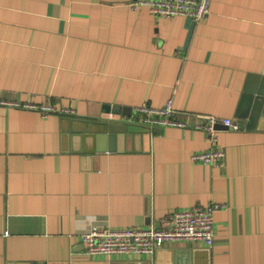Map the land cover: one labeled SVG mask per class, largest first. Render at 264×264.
<instances>
[{
	"label": "crops",
	"instance_id": "crops-1",
	"mask_svg": "<svg viewBox=\"0 0 264 264\" xmlns=\"http://www.w3.org/2000/svg\"><path fill=\"white\" fill-rule=\"evenodd\" d=\"M129 0H0V264H264V118L254 129L150 127L134 108L238 121L264 78V0H212L208 19H165ZM106 106L130 108L131 116ZM63 109L74 110L64 114ZM135 126L120 151H71V122ZM101 127L94 126L100 130ZM218 146L225 167L191 161ZM217 202L215 241L153 255L90 256V222L148 227Z\"/></svg>",
	"mask_w": 264,
	"mask_h": 264
},
{
	"label": "built area",
	"instance_id": "built-area-1",
	"mask_svg": "<svg viewBox=\"0 0 264 264\" xmlns=\"http://www.w3.org/2000/svg\"><path fill=\"white\" fill-rule=\"evenodd\" d=\"M212 0H129L126 6L131 10L147 8L156 17L174 19L185 17L194 24L206 21L210 15ZM0 106L38 109L46 117L55 111L51 106L19 104L0 99ZM73 115L71 109L61 110ZM141 116V122L150 127H190L202 132L207 142H217V126H226L229 130L239 131L242 126L238 121L220 119L215 116L196 115L180 116L174 109L173 101L168 100L162 108H153L144 103L134 108ZM191 161L205 165L225 167L226 152L218 146L210 150L199 151L191 156ZM226 208L225 204L210 202L191 209L174 212L156 220L148 227H113L90 222L82 235L85 253L90 256L117 254L153 255L160 248L174 243L202 242L212 247L215 241V214ZM44 264V263H39ZM47 264V263H45Z\"/></svg>",
	"mask_w": 264,
	"mask_h": 264
},
{
	"label": "water",
	"instance_id": "water-1",
	"mask_svg": "<svg viewBox=\"0 0 264 264\" xmlns=\"http://www.w3.org/2000/svg\"><path fill=\"white\" fill-rule=\"evenodd\" d=\"M106 111L115 116L132 115L130 108L119 106H106ZM260 118H264V78L256 80L254 85L245 89L236 116L241 126L246 129H254ZM98 125L101 128L96 131L94 126ZM220 126L223 125H218L217 129ZM136 129L138 128L125 123L76 120L71 122L66 135L72 152L90 156L95 153L120 151V141L134 139Z\"/></svg>",
	"mask_w": 264,
	"mask_h": 264
}]
</instances>
